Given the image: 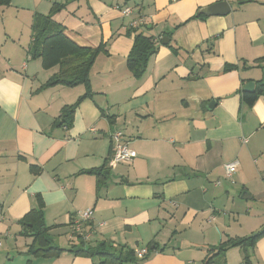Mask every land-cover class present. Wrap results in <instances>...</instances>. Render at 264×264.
Segmentation results:
<instances>
[{
  "label": "crops",
  "instance_id": "0c3cea01",
  "mask_svg": "<svg viewBox=\"0 0 264 264\" xmlns=\"http://www.w3.org/2000/svg\"><path fill=\"white\" fill-rule=\"evenodd\" d=\"M220 1L229 3L228 13L194 17ZM54 2L64 4L53 19L72 40L105 43L108 50L96 57L93 94L80 102L69 128L55 121L86 85H46L59 67L46 68L30 54L34 19L50 14ZM125 5L135 13L124 15L118 6ZM139 17V30L154 38L158 51L137 77L127 57ZM250 81L254 90L264 84V0H10L0 6V264H99L98 257L68 250L49 258L29 252L33 237L23 234L20 219L40 199L49 234L64 249L79 243L71 228L76 212L94 209L81 231L88 245L154 247L147 259L124 264H241L246 257L264 264V235L208 260L217 252L211 248L251 237L264 225V210L253 215L234 196L232 217L216 206L228 186L226 163L239 161L228 184L246 199L259 161L264 167V93L247 104L243 90ZM116 130L137 156L108 161L110 173L100 182L87 171L107 162ZM187 231L200 238L190 240L186 254L184 240L174 239ZM140 248L146 247L136 253Z\"/></svg>",
  "mask_w": 264,
  "mask_h": 264
},
{
  "label": "trees",
  "instance_id": "16d2710c",
  "mask_svg": "<svg viewBox=\"0 0 264 264\" xmlns=\"http://www.w3.org/2000/svg\"><path fill=\"white\" fill-rule=\"evenodd\" d=\"M10 0H0V6L8 5ZM63 3L54 2L51 13L48 15H38L35 17L33 28V42L30 47V54L33 57H40L46 68L58 66L59 70L46 83V85L62 84L66 86H75L85 84L87 91L82 95L76 103L63 107L61 114L56 119V124L69 128L73 122L75 111L80 102L89 96H92L90 88V71L101 52H107L105 43L98 47H87L77 44L65 32V28L53 19L55 12L62 9ZM204 14L198 12L194 17H201ZM134 33V44L132 50L127 57V65L132 73L140 77L146 71L149 58L158 51V46L152 36L144 34L139 29H132ZM232 65H227L226 70L232 69ZM258 87L253 92L243 90L244 101L253 105L259 95L264 93V84L258 82ZM112 151L110 152V157ZM110 157L101 167L88 170V173H94L104 182L110 173ZM34 171H38L39 167L33 166ZM39 206L32 209L23 218L20 223L23 227V234L32 236L33 243L29 252L42 257H57L64 251L68 250L75 255L98 257L99 264H124L125 262L135 261L138 257L134 249L122 245H114L110 241L104 240L97 245H88L83 233H72L76 235L79 243L73 244L69 249H64L55 244L52 236L49 234L51 227L45 223L43 213V201L39 200ZM88 223V222H87ZM86 223V224H87ZM264 231L259 230L256 235L244 238H228L216 248L217 252L210 256V262L214 256H217L227 250L229 247L236 245H244L247 241H255L258 237L263 236ZM156 247V245H155ZM147 254L138 259L145 260L153 252L151 246H147ZM246 264L250 261L245 258Z\"/></svg>",
  "mask_w": 264,
  "mask_h": 264
},
{
  "label": "built area",
  "instance_id": "2783aa9c",
  "mask_svg": "<svg viewBox=\"0 0 264 264\" xmlns=\"http://www.w3.org/2000/svg\"><path fill=\"white\" fill-rule=\"evenodd\" d=\"M120 11L126 15L130 16L135 13L134 7L129 5L118 6ZM140 13V12H139ZM144 25L143 17L133 20L132 27L139 29V27ZM244 142H247V139H243ZM111 143H112V155L110 157V163L112 165L123 163L129 161L137 156L136 150L132 149L127 140L124 138V133L121 130H116L111 133ZM239 167V161L234 160L225 164V179L233 181L234 174L236 173ZM264 177V176H263ZM221 181H218L217 184H220ZM94 219V209H87L83 211L76 212L73 217L71 228L72 233H81L84 224ZM215 219V216L212 215L211 220ZM103 225V224H102ZM147 248H142L137 251L138 257L142 258L147 254ZM241 264H246L245 262Z\"/></svg>",
  "mask_w": 264,
  "mask_h": 264
},
{
  "label": "rangeland",
  "instance_id": "374dc122",
  "mask_svg": "<svg viewBox=\"0 0 264 264\" xmlns=\"http://www.w3.org/2000/svg\"><path fill=\"white\" fill-rule=\"evenodd\" d=\"M259 162H261V169L260 170L256 169L255 170V175L256 176L254 175V176L251 177V179L258 178V181H252V189H251V191L253 192V196L251 198H249V199L242 198L240 191L231 190L229 188V186H233V185L228 184L229 182H231V180L226 179L225 181H223V178L221 177L220 180L223 181V185L224 186H227L228 185L227 186V190L225 192L224 198L220 199L217 202V204H216L217 208H219V209H221L223 211V215H227V216H230V217H232L234 215V212L233 211H229V209H228V205L230 203L229 202V197L230 196H234L235 199H236V202L239 203L242 206H245L246 210L251 211V214H253V215L256 214V211L259 212V213H260V211L263 212V210H264V177H263L264 176V167L262 166V160L259 161ZM236 173L234 174L233 180L237 176ZM236 182H238V181H236ZM236 184L239 185V183H236ZM241 213L244 214L245 212H241ZM212 215H214L215 218H216V212L215 213H212ZM191 233L192 232H188L187 231L186 235H184L182 233V234H179L178 235V238L174 239V241H175V243L177 245H179V243L183 242V240H184V243H182V248H183L182 250L184 252H186V254H187V252L188 253L191 252V250H189V247H187V245H189V243H190V240L195 241V239H199L200 238V235H196V236L193 237L195 239H191L192 238L191 237ZM165 235H166L165 233L159 235V236H161V240H159V242L161 244L164 243V240H167V239H165ZM183 238H185V239H183ZM56 241H58V239ZM174 241H172V242L174 243ZM144 242H147V241H143L141 243H144ZM61 244H64L63 241H62V239H61ZM134 245L135 246L133 247V249L135 250L136 248H139L140 246L147 247V245H149V244L144 243L143 245H137L136 243H134Z\"/></svg>",
  "mask_w": 264,
  "mask_h": 264
},
{
  "label": "water",
  "instance_id": "95a60500",
  "mask_svg": "<svg viewBox=\"0 0 264 264\" xmlns=\"http://www.w3.org/2000/svg\"><path fill=\"white\" fill-rule=\"evenodd\" d=\"M230 10V5L227 1H220L215 4H212L204 9H202L203 14L207 15H215V14H226ZM169 42V38L167 36L162 38V43L167 44ZM255 87V82L250 81L244 86V91L252 92ZM246 197V196H245ZM261 231H264V225L260 229ZM257 232L253 233L252 236L256 235Z\"/></svg>",
  "mask_w": 264,
  "mask_h": 264
}]
</instances>
